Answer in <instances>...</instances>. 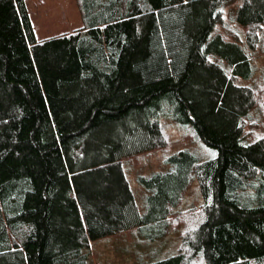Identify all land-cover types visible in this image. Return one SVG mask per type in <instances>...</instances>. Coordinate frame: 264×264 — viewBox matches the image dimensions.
I'll return each instance as SVG.
<instances>
[{
  "label": "trees",
  "instance_id": "trees-1",
  "mask_svg": "<svg viewBox=\"0 0 264 264\" xmlns=\"http://www.w3.org/2000/svg\"><path fill=\"white\" fill-rule=\"evenodd\" d=\"M223 1L75 0L79 26L38 40L25 0H0V264H91L93 241L180 228L147 264H264V78L239 85L253 67L214 32ZM233 21L254 49L264 0ZM165 118L214 155L138 177L139 211L122 163L169 147ZM192 179L201 202L179 211Z\"/></svg>",
  "mask_w": 264,
  "mask_h": 264
},
{
  "label": "rangeland",
  "instance_id": "rangeland-1",
  "mask_svg": "<svg viewBox=\"0 0 264 264\" xmlns=\"http://www.w3.org/2000/svg\"><path fill=\"white\" fill-rule=\"evenodd\" d=\"M31 25L38 40L54 35L69 33L79 26V15L75 0H25ZM240 0H224L221 5V22L214 26V32L231 40L235 37L237 42L248 53L253 67L251 77L239 83L240 86L257 87L264 78V26L258 29L257 44L254 49L248 50L245 44L244 29L233 21L235 9ZM223 68L224 61L212 57ZM251 118L257 120L262 126L260 113L254 109ZM168 139L169 147L165 151H152L146 154L131 157L123 161V170L129 187L134 196L139 211L145 206V197L149 190L138 181V177H149L154 172L166 171L172 165L165 160L184 149L190 150L199 161L206 160L214 152L197 142L186 125H179L169 118L161 119ZM201 202L198 185L194 179L187 187L179 211L196 209ZM169 231L165 238L155 242H147L139 237L137 231H129L104 237L90 243L91 264H147L173 255L180 245L179 231Z\"/></svg>",
  "mask_w": 264,
  "mask_h": 264
},
{
  "label": "crops",
  "instance_id": "crops-1",
  "mask_svg": "<svg viewBox=\"0 0 264 264\" xmlns=\"http://www.w3.org/2000/svg\"><path fill=\"white\" fill-rule=\"evenodd\" d=\"M129 232V231H128Z\"/></svg>",
  "mask_w": 264,
  "mask_h": 264
}]
</instances>
